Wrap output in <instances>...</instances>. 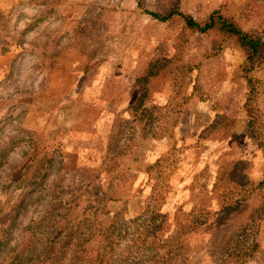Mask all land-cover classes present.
Returning <instances> with one entry per match:
<instances>
[{
	"label": "rangeland",
	"instance_id": "rangeland-1",
	"mask_svg": "<svg viewBox=\"0 0 264 264\" xmlns=\"http://www.w3.org/2000/svg\"><path fill=\"white\" fill-rule=\"evenodd\" d=\"M220 7L0 0V264H264V65L147 14Z\"/></svg>",
	"mask_w": 264,
	"mask_h": 264
},
{
	"label": "trees",
	"instance_id": "trees-1",
	"mask_svg": "<svg viewBox=\"0 0 264 264\" xmlns=\"http://www.w3.org/2000/svg\"><path fill=\"white\" fill-rule=\"evenodd\" d=\"M147 14L159 22H165L174 16L179 17L187 30L196 31L200 34H207L215 32L220 41L232 40L244 52L245 62L241 66L243 76L246 78L247 84L250 88L249 93L252 92L250 78L248 74L257 65H264V42L257 36L250 32L241 30L233 19L226 15L224 10L220 7L211 11L204 19L197 21L188 14L171 11L166 15L160 16L156 13L147 12ZM247 101L245 102V105ZM84 253V257L87 255ZM17 260V256L13 258L12 262ZM77 258H71L70 264H75ZM152 264H159L157 262Z\"/></svg>",
	"mask_w": 264,
	"mask_h": 264
}]
</instances>
